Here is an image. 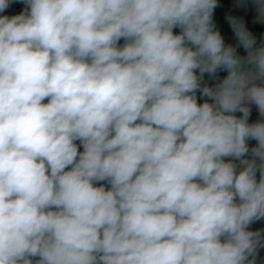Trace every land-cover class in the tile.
Segmentation results:
<instances>
[{"label": "clouds", "instance_id": "1", "mask_svg": "<svg viewBox=\"0 0 264 264\" xmlns=\"http://www.w3.org/2000/svg\"><path fill=\"white\" fill-rule=\"evenodd\" d=\"M23 2L0 16V264H255L264 45L230 18L247 56L226 46L217 0Z\"/></svg>", "mask_w": 264, "mask_h": 264}, {"label": "trees", "instance_id": "2", "mask_svg": "<svg viewBox=\"0 0 264 264\" xmlns=\"http://www.w3.org/2000/svg\"><path fill=\"white\" fill-rule=\"evenodd\" d=\"M218 6L214 9L213 16H212V23L214 25V30L218 31L223 38V41L226 46H232L236 49V54L240 57H246L247 51L240 45L238 38L236 37L232 25L230 23V18H235L236 20L243 23L244 28L254 37L256 44L254 47H260L264 45V23H257L246 20L242 17L241 14V7L239 0H217ZM181 32L180 28H174L173 33L179 34ZM125 41L121 39L119 41V47L124 45ZM250 67V66H249ZM197 75L199 76L200 73L197 70ZM228 72L226 70H218L215 75H210L208 73L203 74V79L201 82V88L204 86L215 88L226 76ZM264 84V83H263ZM197 103H204L207 101L208 103H214V101L208 97L202 95L200 90L196 91ZM47 99L43 101V103H47ZM139 123V121H137ZM74 143L78 147V151L82 152L83 146L79 140L74 141ZM70 170V167L68 168ZM103 185L106 190L110 189V184L106 181L104 182H97L94 186L99 187ZM55 210V209H53ZM33 264L37 258H32Z\"/></svg>", "mask_w": 264, "mask_h": 264}, {"label": "crops", "instance_id": "3", "mask_svg": "<svg viewBox=\"0 0 264 264\" xmlns=\"http://www.w3.org/2000/svg\"><path fill=\"white\" fill-rule=\"evenodd\" d=\"M239 2H240L241 14L243 18L252 22L264 23V15H261L259 12V4L257 0H239ZM26 7L27 6L23 2V0H12V2H10L9 4V7L5 11L0 12V16L12 17L15 15H19L25 11ZM67 170L69 169H66V171ZM236 170L237 173H239V171L243 170V168L237 167ZM256 179L257 181H259L260 179L259 171L256 172ZM236 202L239 203L238 198ZM248 230L252 232L259 231L261 233V237L264 238V219H260L252 222L249 225ZM222 242H223V238H222ZM255 264H264V247H260L258 249V254L255 257Z\"/></svg>", "mask_w": 264, "mask_h": 264}, {"label": "built area", "instance_id": "4", "mask_svg": "<svg viewBox=\"0 0 264 264\" xmlns=\"http://www.w3.org/2000/svg\"><path fill=\"white\" fill-rule=\"evenodd\" d=\"M258 84H260L261 86H264L263 83L261 82H257ZM249 108H250V116L248 118V123L249 124H254V123H257V122H264V117H261L260 114H259V111H258V108L256 107V105L254 104H248L247 105ZM234 115L237 117V118H240L242 117V113H240L239 111H237L236 113H234ZM248 147H249V150H251V148L255 147L257 145V141L254 140V139H248L246 141ZM246 159H252L253 157L251 156V151H249V153L246 155V157H244ZM225 159V162H232L234 163L237 167H244V165H242L240 163V160L238 159H233V158H224ZM257 164L260 163V161L257 159Z\"/></svg>", "mask_w": 264, "mask_h": 264}, {"label": "rangeland", "instance_id": "5", "mask_svg": "<svg viewBox=\"0 0 264 264\" xmlns=\"http://www.w3.org/2000/svg\"><path fill=\"white\" fill-rule=\"evenodd\" d=\"M264 85V84H263Z\"/></svg>", "mask_w": 264, "mask_h": 264}]
</instances>
